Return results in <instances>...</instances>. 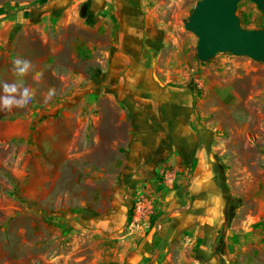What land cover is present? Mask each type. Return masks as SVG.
<instances>
[{
	"label": "rangeland",
	"instance_id": "obj_1",
	"mask_svg": "<svg viewBox=\"0 0 264 264\" xmlns=\"http://www.w3.org/2000/svg\"><path fill=\"white\" fill-rule=\"evenodd\" d=\"M196 1L148 0L144 19L162 26L155 36L143 39L137 59L146 63L147 76L160 88L181 80L196 100L203 98L207 107L203 116L223 145L230 144L236 126L244 128L247 133L239 140V150L252 162L250 172L264 175V64L228 52L199 61L196 35L184 27ZM0 13L9 11L2 6ZM236 14L243 27H264V15L251 0H240ZM16 31L0 41V81H27L34 98L0 110V264H108L109 257L93 261L109 246H92L85 217L90 211H106L127 178L132 187L131 177L141 167L133 165L137 159L133 142L139 133L134 132L136 114L129 111L130 99L123 95L125 83L118 75L122 70L107 69L110 56L118 57L113 49L120 40L110 36L102 40L100 32L79 27L76 59L70 60L66 47L59 54L52 48L54 29L48 30L47 39L36 36L27 43L24 54L17 51V42L12 43L17 39L22 45L26 39L17 37ZM17 55L32 63L23 77L13 72ZM172 64L185 66V73H167ZM105 76L117 80L109 82ZM135 87L132 92L137 95L140 86ZM49 88L54 95L45 100ZM27 108L31 110L27 126L17 125ZM257 187L235 197L236 206L232 202L225 216L222 235L232 229L233 218L235 224L225 245L215 247L213 255L227 264H264V180ZM134 198L121 227L131 225ZM137 247L141 248L137 244L128 249Z\"/></svg>",
	"mask_w": 264,
	"mask_h": 264
},
{
	"label": "crops",
	"instance_id": "obj_2",
	"mask_svg": "<svg viewBox=\"0 0 264 264\" xmlns=\"http://www.w3.org/2000/svg\"><path fill=\"white\" fill-rule=\"evenodd\" d=\"M84 2L88 7L82 14ZM147 3L148 0H0V10L4 6L9 11L3 16L0 13V19L6 16L0 20V41L17 28L16 36L26 39L22 45L17 39L12 43L17 42V51L24 54L27 43L36 36L47 39L48 30L54 29L57 38L52 48L59 54L66 47L72 60L76 59L75 30L79 27L100 32L102 40L107 36L120 40L113 49L118 57L110 56L107 69L122 70V76L118 75L125 83L123 95L130 99L133 108L129 107V111L136 114L134 132L139 133L133 142L137 158L133 165L141 163V167L131 177L132 187L127 178L109 200L106 211H90L85 217L92 246H109L107 253L102 257L97 254L94 262L109 257L108 264H227L226 259L213 255L215 247L225 245L235 224L233 218L232 229L222 235L225 216L232 202L236 206L235 197L250 186L257 187L264 175L250 172L252 162L239 150V140L247 133L244 128L231 129L230 144L223 145L211 122L203 116L207 111L203 98L196 100L181 80H171L162 88L151 82L148 67L137 59V53H141L143 39L155 36L162 25L144 19ZM64 60L61 55L60 61ZM166 69L174 76L186 71L185 66L175 64ZM111 78L105 76L109 82L117 80ZM138 84L140 90L134 95L132 91ZM30 111L27 108L23 112L24 118L16 120L17 125L27 126ZM139 195L147 201L145 206H151L154 222L148 227H121L132 197L137 199ZM137 244L141 248L128 249Z\"/></svg>",
	"mask_w": 264,
	"mask_h": 264
},
{
	"label": "water",
	"instance_id": "obj_3",
	"mask_svg": "<svg viewBox=\"0 0 264 264\" xmlns=\"http://www.w3.org/2000/svg\"><path fill=\"white\" fill-rule=\"evenodd\" d=\"M240 0H197L184 21L196 35V56L207 61L218 52L245 55L264 64V27H243L236 14ZM264 15V0H251ZM88 3L81 6L82 14Z\"/></svg>",
	"mask_w": 264,
	"mask_h": 264
},
{
	"label": "clouds",
	"instance_id": "obj_4",
	"mask_svg": "<svg viewBox=\"0 0 264 264\" xmlns=\"http://www.w3.org/2000/svg\"><path fill=\"white\" fill-rule=\"evenodd\" d=\"M13 72L19 76L23 75L32 67L29 58L17 55L12 60ZM41 73H36L39 77ZM54 89L49 88L45 100L54 95ZM34 98V89L27 81H0V110H11L14 106L29 104Z\"/></svg>",
	"mask_w": 264,
	"mask_h": 264
},
{
	"label": "built area",
	"instance_id": "obj_5",
	"mask_svg": "<svg viewBox=\"0 0 264 264\" xmlns=\"http://www.w3.org/2000/svg\"><path fill=\"white\" fill-rule=\"evenodd\" d=\"M143 195H139V197H137V199L135 200V209H134V213L132 215V221H131V225L135 224V225H140L142 224V219H146L144 220L143 224L146 225V227L151 225L150 220V213H151V206H145L146 204V200H143Z\"/></svg>",
	"mask_w": 264,
	"mask_h": 264
},
{
	"label": "trees",
	"instance_id": "obj_6",
	"mask_svg": "<svg viewBox=\"0 0 264 264\" xmlns=\"http://www.w3.org/2000/svg\"><path fill=\"white\" fill-rule=\"evenodd\" d=\"M176 86H183V84H176ZM184 86H187V84H185Z\"/></svg>",
	"mask_w": 264,
	"mask_h": 264
}]
</instances>
